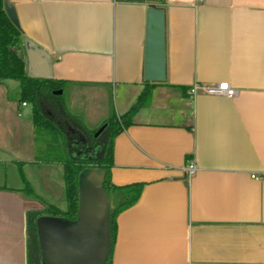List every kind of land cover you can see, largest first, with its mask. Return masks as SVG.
I'll list each match as a JSON object with an SVG mask.
<instances>
[{"label": "crops", "instance_id": "obj_1", "mask_svg": "<svg viewBox=\"0 0 264 264\" xmlns=\"http://www.w3.org/2000/svg\"><path fill=\"white\" fill-rule=\"evenodd\" d=\"M4 3L24 37L45 52L52 77L67 81V109L84 126L96 130L137 101L147 81L148 2ZM160 6L166 81L114 143L112 182L145 186L118 216L113 262L264 264V0ZM14 80L0 82V264H27L26 211L45 205L34 179L45 178L54 199L61 173L66 196L64 166L35 158L32 108L23 105ZM196 82H229L237 95L192 97L188 89ZM192 160L198 171L188 179ZM21 172L37 198L23 191ZM84 174L87 184L103 172L85 170L81 187Z\"/></svg>", "mask_w": 264, "mask_h": 264}, {"label": "trees", "instance_id": "obj_2", "mask_svg": "<svg viewBox=\"0 0 264 264\" xmlns=\"http://www.w3.org/2000/svg\"><path fill=\"white\" fill-rule=\"evenodd\" d=\"M160 0L157 6L163 4ZM162 7V6H161ZM26 38L5 9L4 0H0V82L15 79L20 82L21 101L31 104L35 129V158L43 163H61L64 166L67 208L60 209L54 204L45 203L43 208L26 211V252L27 264H43L42 247L38 232V218L53 216L70 221L79 218L80 178L87 169L103 172L102 186L110 200L108 218V249L103 264H114V250L118 233V216L125 209L136 204L141 197L145 183L137 182L127 185H115L112 182L114 165V143L116 136L133 122L138 110L149 99L152 89L160 83L146 81L137 101L125 113L116 112L103 124L106 140L96 154L74 151L71 141V128L87 132L78 117L67 109L64 90L67 81L55 78H38L30 76L28 71ZM61 91V92H60ZM74 128V129H75ZM96 131L89 137L94 139ZM83 133V135H84ZM86 134V133H85ZM20 166L24 163H19ZM24 180L23 191L37 198L29 181L21 172Z\"/></svg>", "mask_w": 264, "mask_h": 264}, {"label": "water", "instance_id": "obj_3", "mask_svg": "<svg viewBox=\"0 0 264 264\" xmlns=\"http://www.w3.org/2000/svg\"><path fill=\"white\" fill-rule=\"evenodd\" d=\"M143 1L149 3L144 78L163 83L167 78L166 11L157 6L160 0ZM9 16L12 18L10 14ZM12 20L17 25L15 19ZM26 52L29 75L52 78L50 62L45 52L27 39ZM105 127L106 125H102L97 135ZM99 179L97 181V177H88L85 186L81 187L80 184V210L76 221L53 216L38 218L43 264L104 263L108 249L109 210L102 186L103 175Z\"/></svg>", "mask_w": 264, "mask_h": 264}, {"label": "rangeland", "instance_id": "obj_4", "mask_svg": "<svg viewBox=\"0 0 264 264\" xmlns=\"http://www.w3.org/2000/svg\"><path fill=\"white\" fill-rule=\"evenodd\" d=\"M12 83L19 84L20 82L18 80H14ZM86 100H88V99H86ZM30 106H31V104H30ZM92 106H97V104L96 105H92ZM99 128L96 129L97 132H95V134H94V139L92 137H90V140H88V142L86 141L85 136L89 137V134L92 131H96V130L89 129V128H87V126H85V129H84V130L87 129V132H85L86 134L84 133V131L78 132L80 130H78V131L76 130L77 131V133H76L73 130H71L70 131V133H71L70 136H71V139H72V142H73L74 151L77 152L78 150H80L81 153L83 152V153H86L87 155H88V153H92V154L96 153L97 154L101 150V148H102V146H103V144H104V142L106 140L105 139L106 138V133H105L104 130L97 135V133L99 131ZM83 133H84V135H83ZM56 164H60V163H56ZM61 177H62L61 173L60 174L59 173L55 174L56 180L57 179L59 180V178H60V181L57 183V184H60V186L56 187V189H55L54 199L52 197H50V194H51L52 191H51V189L48 188L49 183L45 180V178L36 177L34 179V182H35L36 192H38V194H40L42 196V198H43L42 199V198L39 197V199L42 200V202L44 204L45 203L52 204L54 202L59 207H61L63 209H66V204H67L66 203V196L62 192V185H61L62 178ZM82 182H83L84 185L86 184V175L85 174L82 175ZM58 192H59V195H57ZM107 204L110 207L109 200H107Z\"/></svg>", "mask_w": 264, "mask_h": 264}, {"label": "built area", "instance_id": "obj_5", "mask_svg": "<svg viewBox=\"0 0 264 264\" xmlns=\"http://www.w3.org/2000/svg\"><path fill=\"white\" fill-rule=\"evenodd\" d=\"M188 93L195 97L199 94L208 95H224L227 97H235L237 95V89L232 87L229 82L214 83V84H204V83H194L188 89ZM27 102H23V105H27ZM186 176L191 179L197 174L198 166L194 160L186 166Z\"/></svg>", "mask_w": 264, "mask_h": 264}]
</instances>
